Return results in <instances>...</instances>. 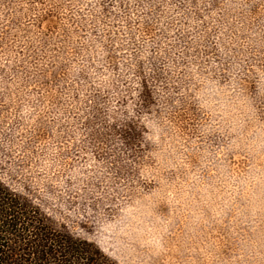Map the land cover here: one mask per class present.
Listing matches in <instances>:
<instances>
[{
    "label": "rangeland",
    "instance_id": "1",
    "mask_svg": "<svg viewBox=\"0 0 264 264\" xmlns=\"http://www.w3.org/2000/svg\"><path fill=\"white\" fill-rule=\"evenodd\" d=\"M0 183L118 264H264V0H0Z\"/></svg>",
    "mask_w": 264,
    "mask_h": 264
},
{
    "label": "trees",
    "instance_id": "2",
    "mask_svg": "<svg viewBox=\"0 0 264 264\" xmlns=\"http://www.w3.org/2000/svg\"><path fill=\"white\" fill-rule=\"evenodd\" d=\"M0 264H118L0 183Z\"/></svg>",
    "mask_w": 264,
    "mask_h": 264
}]
</instances>
